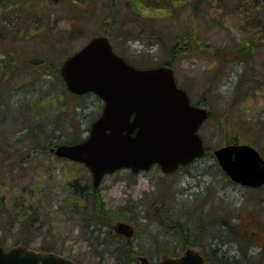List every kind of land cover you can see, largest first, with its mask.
I'll use <instances>...</instances> for the list:
<instances>
[{"label": "rangeland", "instance_id": "374dc122", "mask_svg": "<svg viewBox=\"0 0 264 264\" xmlns=\"http://www.w3.org/2000/svg\"><path fill=\"white\" fill-rule=\"evenodd\" d=\"M174 5L171 11L148 8L137 0H0V73L7 76L12 61L22 66L9 87L0 92V100L9 98L14 111L4 112L0 131L8 137V154L16 160H21V149L29 143L21 112L27 114L32 108L34 113L40 111L38 119L55 116L60 84L49 68H58L63 58L97 34L108 36L115 51L136 67L168 61L177 84L194 103L211 112L198 130L209 150L191 164L168 175L153 166L135 173L119 169L103 177L97 190L100 209H104V224L99 227L103 232H113L116 221L132 224L134 233L126 243L146 250L136 255L135 262L141 255L156 261L174 252H204L200 244L211 243L212 239L200 237L195 242L180 243L173 234L187 230L180 227L185 224L178 216L193 203L215 214L224 211L237 215L236 228L241 231L242 226L252 233L253 244L264 243V185L246 188L227 181L212 155L214 148L238 142L251 144L264 158V0H203L196 16L188 0ZM40 51L45 53L44 61L33 63ZM45 91L47 102L46 95L40 96ZM61 101L68 109L62 116L67 124L62 126L59 119L61 130L52 140L58 134L65 140L78 132L85 137L102 110V99L87 92ZM25 164L20 184L19 179L3 181L0 195L9 200L22 193L20 186L24 184L25 194L39 201L42 226L29 246L43 250L41 246L50 244L75 264H117V248L126 238L119 234L107 237L105 247L98 248L89 239L100 236L81 228L78 216L69 210L73 195L68 182L76 180L78 187L90 185L89 169L47 151L34 152ZM159 197H169V207H176L175 217L167 218V205L158 210L167 219L162 222L155 218L156 209L151 206ZM139 221L145 224L139 225ZM15 233L14 229L6 237L5 247L14 244Z\"/></svg>", "mask_w": 264, "mask_h": 264}, {"label": "water", "instance_id": "95a60500", "mask_svg": "<svg viewBox=\"0 0 264 264\" xmlns=\"http://www.w3.org/2000/svg\"><path fill=\"white\" fill-rule=\"evenodd\" d=\"M59 72L69 92L92 91L104 101L84 140L50 147L55 155L83 162L94 187L100 185L105 173L118 168L127 167L135 173L157 164L169 173L204 152L197 130L208 111L190 103L185 90L176 85L171 67L137 68L115 53L108 37L96 35L65 57ZM212 154L233 182L246 187L264 184V158L251 144L226 143ZM113 229L126 238L134 232L132 225L123 221H116ZM0 264L75 263L53 251L15 244L0 246ZM136 264L210 263L197 251H186L155 263L139 256Z\"/></svg>", "mask_w": 264, "mask_h": 264}, {"label": "trees", "instance_id": "16d2710c", "mask_svg": "<svg viewBox=\"0 0 264 264\" xmlns=\"http://www.w3.org/2000/svg\"><path fill=\"white\" fill-rule=\"evenodd\" d=\"M137 1H139L144 6H147L148 8L152 7L159 9H172L171 11H173L175 6L174 3L178 2L179 0ZM188 1L190 2V10H192L196 16V14L200 12L198 8L203 5V0ZM5 26L7 27V25ZM176 37L181 39L179 36ZM184 39L185 38H183V40ZM174 41L175 42L173 43L175 45L177 39H175ZM44 58V51H40L38 58L32 59V62L41 64L44 61ZM164 63L168 64V61ZM20 67L22 66L19 63L15 64L12 61L10 64V72L8 73V75L6 76L0 73V79L3 78L0 80V92H3L9 87L8 84L10 83L12 76H14L15 73L19 72L18 68ZM55 67L56 66L49 68V70H51V72L49 73L53 74L52 76H54V78L57 79L59 81L58 83L60 84L59 92L56 93L57 97L59 98V104L54 109V111L56 112L55 116L54 118L50 119H38L40 111L36 110L34 113L32 108L28 110L27 114L21 112V119L24 124H27L24 129L26 131L25 136H27V141L29 142L26 146L23 147L24 150H22L23 148L21 149V152L23 151L21 160L18 161L14 158V156H10L8 154L7 147L9 148V146L6 145L8 137L6 138L2 131H0V190L1 188H4L3 185L5 182L3 181L8 182V180L19 179L17 181H19L20 184L21 178L25 174L23 172L25 171V163L27 162V160H30V158H32L34 152H44L45 150H49V147L53 146L55 142L57 144L78 142V140H82L84 138H82L81 133L78 132V134L70 136L65 140L60 139L58 134L55 140H52L55 136V132L57 130H61L59 121L61 120L62 126H65L67 124V122L62 120V116H65L64 114L68 112V109L67 106L64 105V103L61 101V99L74 96L66 90L65 85L62 82L60 72H58V68ZM51 74L49 75L51 76ZM47 93L48 92L45 91V93H42V95H40L41 98H44V96L46 95L44 98L46 102L49 100V95ZM53 96L54 95L52 94L51 97L53 98ZM57 97L54 99L57 100ZM39 100L40 99H38V103H41L42 101ZM0 105L3 107L2 109L0 108V111L2 112V114L0 115L1 124L5 121L2 119L3 115H5L4 112L9 111V109L12 110V112L14 111L11 108V101L9 100V98L8 100H0ZM210 117L211 114L209 118ZM209 118L207 120H209ZM44 123L45 126L43 125ZM48 126L49 129L46 128ZM207 150L209 149L206 147V151ZM216 167L218 168L222 176L225 177L220 167L218 165H216ZM225 179L231 182L228 177H225ZM20 187L22 189L20 192L23 193L26 186L23 184ZM77 187L78 183L76 180L68 182V188H70L71 195H73V199L70 198L68 202L69 210L70 212H75V214L78 216L81 228H86L92 235L100 236L96 239L93 238L94 240L92 238L89 239L90 242L98 244V246H96L98 248L105 247L107 243V239L105 238L115 237L116 234L111 231L103 232V229L99 227V225L104 224V221L102 220L104 219V209L102 211V209H100L101 205L98 203L99 201H101L97 194L98 189L94 188L92 184L89 185L86 183H83V185L80 186L81 188L78 187L80 189H78ZM22 193H19V195H13L9 200L3 199V195H0V245L2 246L5 245L4 243L6 241V237H8V235L11 233V231H14V229L17 232L14 236V244L20 243L22 245L29 246L30 241L34 238H37V236L39 235V230L42 226V220L40 219V203L35 199V197H33L34 195H27L24 192L22 196ZM167 201H169V197H159L157 201H154V205L151 206L152 208H155L157 210V212L155 210V213H157L155 214V218L157 220H162V222L167 218L175 217L174 208L176 207L174 205H171V207H169V202ZM167 205L168 210L170 211L169 216L167 218H164V216L161 217V214H158V210L163 207L166 208ZM201 207L202 205L193 203V205H191L187 209L186 213H182L178 216V218L180 220H183L182 222H184L185 224L183 226L182 224L181 226H179L182 228L185 226L187 228V230L183 229V232L173 230L178 231L176 234L175 232H173V234L174 236H176L177 240L180 241V243L187 241L195 242L198 241L200 237H208V241L212 239L213 241L211 243L206 242L200 244L201 247H204V252H202L203 257L211 264H264V243H262V245L253 244L251 242L254 238V235H252V233L248 234V232L244 230L242 226V232L238 227L237 228L239 230L236 228L238 224L235 222L237 215L233 216L232 213L227 215V213L224 211L219 215L211 212L212 210H209L206 206H204L203 208ZM124 218L132 221V218L129 215H125ZM141 219L145 218L141 217ZM139 222V225L145 224L144 221ZM176 224H179L178 221ZM235 233L237 236H234ZM23 236L24 239H22ZM221 238H224L223 242L219 241ZM126 242L127 241L122 242L117 248V264H133L136 261V255L146 253V250H141L140 247L134 248V245H129V243ZM229 245H236L235 249L230 248L231 246ZM40 248L44 251H55V249H53L50 244L49 246H41ZM173 255H177L176 252H174Z\"/></svg>", "mask_w": 264, "mask_h": 264}, {"label": "bare ground", "instance_id": "6f19581e", "mask_svg": "<svg viewBox=\"0 0 264 264\" xmlns=\"http://www.w3.org/2000/svg\"><path fill=\"white\" fill-rule=\"evenodd\" d=\"M45 151H47V152H52V151H50V150H45ZM53 153V152H52ZM54 154V153H53ZM55 155V154H54ZM55 156H57V157H60V156H58V155H55ZM62 158V157H61Z\"/></svg>", "mask_w": 264, "mask_h": 264}]
</instances>
